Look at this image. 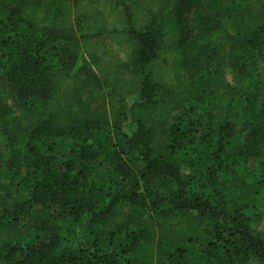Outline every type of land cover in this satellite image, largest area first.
Returning <instances> with one entry per match:
<instances>
[{
    "label": "trees",
    "instance_id": "obj_1",
    "mask_svg": "<svg viewBox=\"0 0 264 264\" xmlns=\"http://www.w3.org/2000/svg\"><path fill=\"white\" fill-rule=\"evenodd\" d=\"M0 264H264V0H0Z\"/></svg>",
    "mask_w": 264,
    "mask_h": 264
},
{
    "label": "rangeland",
    "instance_id": "obj_2",
    "mask_svg": "<svg viewBox=\"0 0 264 264\" xmlns=\"http://www.w3.org/2000/svg\"><path fill=\"white\" fill-rule=\"evenodd\" d=\"M191 13H192V11H187L186 14H185V16H186L188 22L190 23V25H191V17H192ZM5 185H6V183L3 182L2 186L5 187Z\"/></svg>",
    "mask_w": 264,
    "mask_h": 264
}]
</instances>
